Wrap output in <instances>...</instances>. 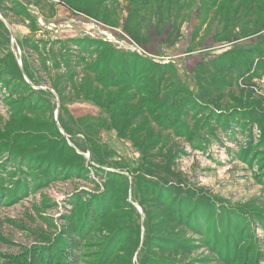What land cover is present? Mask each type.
<instances>
[{
    "label": "rangeland",
    "instance_id": "374dc122",
    "mask_svg": "<svg viewBox=\"0 0 264 264\" xmlns=\"http://www.w3.org/2000/svg\"><path fill=\"white\" fill-rule=\"evenodd\" d=\"M87 2L0 0V264H264V0Z\"/></svg>",
    "mask_w": 264,
    "mask_h": 264
},
{
    "label": "trees",
    "instance_id": "16d2710c",
    "mask_svg": "<svg viewBox=\"0 0 264 264\" xmlns=\"http://www.w3.org/2000/svg\"><path fill=\"white\" fill-rule=\"evenodd\" d=\"M67 1H69V0H67ZM72 1V7H77V5H78V7L80 8V9H78V10H80V11H84V7L83 6H85V8H91L90 6H91V3L90 2H87V0H71ZM81 3V5H79ZM83 5V6H82ZM2 8V7H1ZM94 8H95V6H94ZM85 12V11H84ZM130 17H131V15H129V17H128V20L130 19ZM128 20H127V22H128ZM125 28L126 29H128L129 31H127L129 34H130V36L136 41V42H141V35H143L144 36V34L142 33V29H140V26H137V27H135L134 29H129V24L128 23H126V25H125ZM161 32V30L160 31H158L157 30V34L159 33V34H161L160 33ZM176 33V29H173L171 32H170V34L168 35V37H167V42L169 43V44H171V45H174V44H176V42L178 41V37L177 38H175L174 39V36L176 35L175 34ZM178 35V34H177ZM148 37H150V35H147ZM143 40H145L146 42L144 43V45L146 44V45H150L151 44V39L149 40V39H146V38H143ZM142 44H143V42H141ZM24 62V61H23ZM19 69H20V71H22L23 69L21 68V67H19ZM120 72L121 73H123V74H126V72H129V70L127 69V65H125V63H124V65L123 66H120ZM127 75V74H126ZM185 114H188V113H186L185 112ZM184 114V115H185ZM187 118H189V117H187ZM69 239V244H70V246L72 247V248H74L75 246H76V239H70V238H68ZM71 251H72V249H71ZM71 251H70V253H71ZM70 253H69V255H70ZM68 257L69 256H66V258H64L65 260H67L68 259ZM68 261V260H67Z\"/></svg>",
    "mask_w": 264,
    "mask_h": 264
},
{
    "label": "crops",
    "instance_id": "0c3cea01",
    "mask_svg": "<svg viewBox=\"0 0 264 264\" xmlns=\"http://www.w3.org/2000/svg\"><path fill=\"white\" fill-rule=\"evenodd\" d=\"M58 7L60 6V7H62L61 5H57Z\"/></svg>",
    "mask_w": 264,
    "mask_h": 264
}]
</instances>
